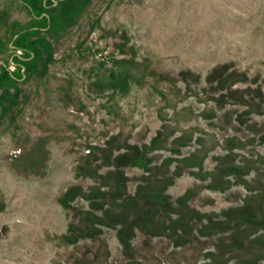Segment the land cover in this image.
Instances as JSON below:
<instances>
[{"label":"rangeland","instance_id":"rangeland-1","mask_svg":"<svg viewBox=\"0 0 264 264\" xmlns=\"http://www.w3.org/2000/svg\"><path fill=\"white\" fill-rule=\"evenodd\" d=\"M0 264H264V0H0Z\"/></svg>","mask_w":264,"mask_h":264}]
</instances>
